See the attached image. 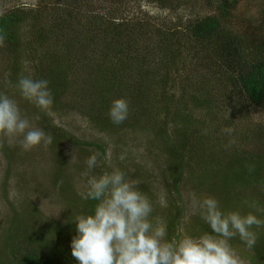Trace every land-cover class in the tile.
Listing matches in <instances>:
<instances>
[{"label": "trees", "instance_id": "trees-1", "mask_svg": "<svg viewBox=\"0 0 264 264\" xmlns=\"http://www.w3.org/2000/svg\"><path fill=\"white\" fill-rule=\"evenodd\" d=\"M156 1L161 7L174 11L190 4V0ZM243 1L255 7L254 15L247 18V13L240 11ZM100 4L107 11L102 13L98 9L99 14L90 15L82 12L81 4L63 1L61 5H53L56 10L50 12L53 15L50 22L49 13L42 7L0 11V35L4 36L7 49L18 58L17 62L27 57L29 62L35 63L33 79L48 80L54 100L65 92L75 99L87 93L88 98L98 100V107L103 110L109 106V91L114 90L117 97L122 96L119 95L122 91H128L130 115L119 126L132 116L134 124L142 123L165 136L177 159L173 183L169 186L180 192L190 166L183 152L184 141L174 136L180 134L182 138L192 130L207 132L204 131L207 123L214 134L219 131L216 124L221 120H234L248 100L264 109V0H204L203 12L191 16L186 24L176 23L172 27L165 23H161L162 26L135 21L131 24L126 19L111 17L113 0H103ZM79 14H86L88 25L63 29L68 23H76ZM30 31L32 36L28 35ZM78 47L88 52L81 53ZM156 57L158 64L153 69L151 63ZM179 66L210 73L200 75V81L186 78L185 83L178 78L181 69L175 68ZM74 67L79 77L72 80L74 88H68L71 82L65 77L70 76ZM169 67L172 69L168 70ZM93 68H98L102 76L96 71L93 73ZM20 75V72L13 75L16 82ZM212 83L224 92L214 93ZM82 84L84 88L80 89ZM176 103L182 105L176 111L181 121L174 117L172 122L168 121ZM71 104V107L79 105L75 100ZM203 110H207L211 118L201 122L198 113ZM36 111L41 126L50 133L49 114L38 108ZM256 139L260 148L251 152L245 150V153L234 150L224 168L215 173L219 182L214 183L228 191L243 189L248 195L246 204L255 201L264 209V130H255ZM217 141L223 144L221 139ZM87 145L103 153L106 151L96 142ZM202 154L206 155L203 150ZM243 193L236 192L238 197ZM72 199L73 207L66 210L65 222L50 223L48 233L41 223L22 215L14 217L0 235V264H78L71 252V240L76 235L72 219L78 214L91 213L96 201L73 203ZM180 213L181 210H176L168 217L170 233L179 225ZM253 213L264 219V212L255 209ZM207 231H210L208 225ZM233 240L243 245L239 238ZM248 250L251 251H247L250 264H264V227L257 234L256 245Z\"/></svg>", "mask_w": 264, "mask_h": 264}, {"label": "rangeland", "instance_id": "rangeland-1", "mask_svg": "<svg viewBox=\"0 0 264 264\" xmlns=\"http://www.w3.org/2000/svg\"><path fill=\"white\" fill-rule=\"evenodd\" d=\"M63 1L66 0H0V11H10L16 7L24 9L42 7L49 13L48 22H50L53 17L50 12L56 10L53 5H61ZM70 1L81 4L82 12H88L90 15L99 14V10L102 13L107 11L100 4L103 0ZM242 4L240 11H245L247 18L250 17V14L254 15L255 7H252L247 1H243ZM112 5L111 17L126 19L131 21V24H134V21L135 23L141 22V24L150 23L155 26H162L161 23H165L170 27L181 22L186 24L191 16L205 10L204 0H190V4L187 3L186 6L175 9L176 11L169 7H161L156 0H113ZM88 6L90 7L88 8ZM86 14H79L80 19L76 23H68L63 29L74 25L80 26L78 27L80 29L88 25L89 18ZM28 35L32 36L31 31ZM28 35L25 34V39L28 38ZM78 48L82 49L81 53L88 52L86 48ZM17 60L14 52L9 51L6 46L0 50V93L7 94L14 99L22 114L31 121L32 126L42 129L51 137V142L25 150L22 147V137L0 134V235L10 225L11 220L18 215L41 223L40 226L46 227V233H48L50 223L65 222L66 210L73 207L72 198L73 203L85 200L83 195L87 190L88 175L99 176L105 172H111L115 168L124 171L127 179L137 181L139 189L150 198L153 203L151 219L153 223L160 222L167 225L166 238L168 240H179L184 235L198 236L205 232L207 224L196 210L197 204L205 197H215L225 210H239L242 214L255 211V208L249 207L250 203L246 204L248 195L243 193V189L228 191L214 181L219 182L216 177L218 174L215 173L224 168L223 166L226 165L227 159L234 150L238 149L245 153V150L251 152L260 148L258 139L255 140V130L258 131L259 128L264 130V109L253 105L248 100L246 106L242 107V113L237 114L234 120H221L219 124H216L219 126V131H214V134L211 132V126L207 123L204 128V131L207 132L201 131L200 133L192 130L182 138L180 134L174 136L182 143L184 141L186 148L183 152L187 156L190 166V169L187 170V178L180 185V192H178L169 186L173 183L177 159L165 136L158 134L154 128L142 125V123L134 124L132 116L120 126L114 124L109 118L108 112L112 101L125 98L129 102L128 91H122L119 94L122 95L121 97L115 96L114 90L109 91V106L103 110L99 109L98 100L88 98L87 93L80 99L69 96L68 92L61 93L47 110L50 116L48 124L52 129L49 133L41 126V119L36 111L37 107L20 95L16 87V79L13 76L20 72L21 77L33 78L35 63L29 62L27 57L19 59L18 62ZM157 62L158 57L151 63V68L154 69ZM16 65L20 67H15ZM178 68L182 72V74L179 72L178 78L185 83L186 78L188 80L197 78L200 81V75L210 73L202 70L200 72L199 68L195 69L194 67L179 66L175 69ZM171 69L172 67L168 68V70ZM95 71L96 74L99 73L98 68H93V73ZM102 74L99 73V76ZM68 76L65 79L71 82L68 87L71 88L74 84L72 80L79 77L76 67L70 71ZM49 78L47 77V79ZM210 86L216 89H214V93L221 90L224 92V89L215 83ZM49 88L53 92V88ZM83 88L82 84L80 89ZM176 95L179 96V94ZM72 100L77 101L81 106L71 107ZM181 107V104H174L171 114L168 115V121H171L172 117L180 120L176 111ZM209 118L211 116L207 110L198 113V119L202 120L201 122ZM169 125V129L172 131L173 124ZM225 128H231L233 131L231 134H227L224 132ZM217 139H221L223 144ZM89 142L102 145L106 150L105 153L96 147L87 145ZM202 150L206 153L205 156L202 154ZM92 154H98L97 164L89 172L86 160ZM238 191L244 195L238 197L236 194ZM176 210H181L180 222L176 230L170 233L168 217ZM252 230L258 234L262 227L253 226ZM237 238L239 237L234 239ZM232 241L234 243L231 245L236 249L243 264H250L247 251H251L243 246L244 243L242 245L240 242Z\"/></svg>", "mask_w": 264, "mask_h": 264}, {"label": "clouds", "instance_id": "clouds-1", "mask_svg": "<svg viewBox=\"0 0 264 264\" xmlns=\"http://www.w3.org/2000/svg\"><path fill=\"white\" fill-rule=\"evenodd\" d=\"M4 46L5 38L0 35V48ZM16 87L23 99L42 112L53 105L46 79L23 76ZM129 111V102L118 98L112 101L108 115L119 125L128 118ZM232 131L224 129L227 134ZM0 134L22 137L25 150L51 142L42 129L32 126L18 103L2 93ZM97 155L92 154L86 160L89 172L96 167ZM83 199L96 204L91 213L78 214L72 219L76 235L71 240V252L78 264H243L231 241L238 236L246 248L252 249L257 242L253 226L264 227V219L257 214L225 210L218 199L209 196L197 204L196 210L210 231L168 240L167 225L153 223L151 219L150 198L139 189L137 181L127 179L119 168L99 176L88 175ZM249 207L264 212L255 201Z\"/></svg>", "mask_w": 264, "mask_h": 264}]
</instances>
